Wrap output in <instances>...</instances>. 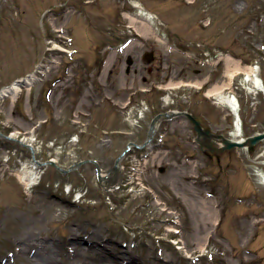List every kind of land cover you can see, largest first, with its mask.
I'll return each mask as SVG.
<instances>
[{
	"label": "rangeland",
	"instance_id": "obj_1",
	"mask_svg": "<svg viewBox=\"0 0 264 264\" xmlns=\"http://www.w3.org/2000/svg\"><path fill=\"white\" fill-rule=\"evenodd\" d=\"M136 2L157 35L137 34ZM31 74L0 100V259L25 229L71 253L78 229L118 264H264V141L212 154L177 116L160 122L161 148L123 154L173 110L228 140L264 132V0H0V89ZM49 160L75 170L36 163ZM86 160L118 162L120 189ZM204 199L216 225L201 223Z\"/></svg>",
	"mask_w": 264,
	"mask_h": 264
},
{
	"label": "bare ground",
	"instance_id": "obj_2",
	"mask_svg": "<svg viewBox=\"0 0 264 264\" xmlns=\"http://www.w3.org/2000/svg\"><path fill=\"white\" fill-rule=\"evenodd\" d=\"M132 5L139 11V15H130L128 18L133 23H140L141 28H138L137 34L141 35L142 37H147L149 31L157 35L155 32H153V29L150 26L151 21L154 20V16L143 9L138 2L132 3ZM160 40L162 39L160 38ZM229 65L230 60L227 58L226 66L229 67ZM253 74V70L249 72V75ZM37 81L38 78L36 75L31 74L2 87L0 89V100L5 98L15 99L23 89H27L29 86L31 87ZM170 86L175 87V85L172 83H170ZM222 88L223 86H215L208 92V94H210V96L216 95L221 92ZM228 102L231 101L228 100ZM236 125H238V123H236ZM239 133V128L236 126L231 139L235 141ZM237 141L241 142V140ZM31 175L27 174V171H24L22 174H18V179L21 183L28 187L31 184ZM101 176L104 178V175ZM200 209V215L202 214L203 216L201 222L203 226L209 227L210 225L217 224L216 218H213V205L210 203V201L204 199L201 203ZM259 224L260 221L255 222L257 227ZM79 233L81 232L78 229L75 230L74 236H76V238L70 242V245H73V251H71V253H65V247L59 246L55 241H48L49 238H38V235L34 230L25 229V231H22L10 244L15 250L13 255L11 257H6L4 255L3 260L0 259V264H8L10 261H12L11 259H21V264H65L63 258H67L70 264H118L116 261V256L106 257L104 255L105 252L93 244L99 241L97 232H84L87 242L91 243L86 249L80 247L78 241V236H80ZM205 241H209L208 236L206 237ZM201 248H203V246ZM234 250L235 254L238 253L236 248ZM250 261L251 260H249V262Z\"/></svg>",
	"mask_w": 264,
	"mask_h": 264
},
{
	"label": "water",
	"instance_id": "obj_3",
	"mask_svg": "<svg viewBox=\"0 0 264 264\" xmlns=\"http://www.w3.org/2000/svg\"><path fill=\"white\" fill-rule=\"evenodd\" d=\"M152 60V56L150 55V57L148 58V61L150 62ZM162 115H158L157 117H155L152 122H151V125H150V134L152 133V130H153V127H154V124L156 123V121L161 117ZM195 125V131L198 133V135H205L206 137L210 138V137H213L215 139H219L222 141V143L224 144V147L220 148V149H213V148H210V145L209 143H206V147L211 151V152H214V153H218L220 151H223L225 149H231V148H243V147H250V146H253L255 145L256 143H258L259 141L263 140L264 139V133H261V134H257L253 137H250L248 139H246V141L244 142H234V141H229V140H226L224 139L222 136H214V135H211L209 132H204L202 131V129L200 128L198 122L193 119L190 115H186ZM50 164H53V162H49ZM97 167V171H100L98 166L96 165Z\"/></svg>",
	"mask_w": 264,
	"mask_h": 264
}]
</instances>
